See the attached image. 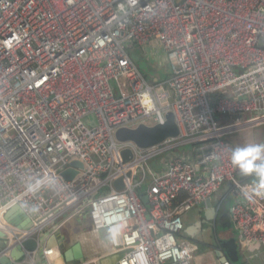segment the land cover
Segmentation results:
<instances>
[{"label": "built area", "instance_id": "obj_1", "mask_svg": "<svg viewBox=\"0 0 264 264\" xmlns=\"http://www.w3.org/2000/svg\"><path fill=\"white\" fill-rule=\"evenodd\" d=\"M152 42L169 75L149 81L129 50ZM167 112L177 136L146 148L116 139L117 129L162 124ZM261 125L264 0H0L6 248L27 238L39 246L47 228L81 214L106 230L117 264H194L195 244L177 239L182 215L224 182L237 195L229 218L241 240L264 245V197H244L252 183L231 164L226 138ZM185 146L193 147L189 157L177 152ZM68 167L77 173L67 180ZM45 175L56 178L55 189L26 193L31 179ZM14 205L26 227L5 220Z\"/></svg>", "mask_w": 264, "mask_h": 264}, {"label": "crops", "instance_id": "obj_2", "mask_svg": "<svg viewBox=\"0 0 264 264\" xmlns=\"http://www.w3.org/2000/svg\"><path fill=\"white\" fill-rule=\"evenodd\" d=\"M138 48L134 50L133 58L146 77L150 76L152 80L162 79L159 78L160 67L157 66V63L160 64V58L162 60L163 58L166 60V58L159 43L152 42L149 46L139 48L140 50ZM140 56L144 57L140 58ZM149 59H152L150 66ZM164 71V77L169 75L167 69ZM229 139L235 143L236 147L249 143H259L264 140V127L262 131L235 133ZM177 152L189 157L192 148L186 153ZM151 166L156 171H161L156 163H151ZM203 172L205 173L204 170ZM246 179L252 184L255 182L253 176H246ZM236 198L237 195L233 186L229 182H224L211 195L210 206L201 207L198 204L182 215L183 230L178 234L177 239L180 243L192 242L195 244L194 251L198 252L196 257H193L194 264H215L216 260L223 259L221 253L232 264H264V245L243 242L238 231L230 222L228 214L225 213ZM25 220V215L19 214L14 215L9 223L23 228L28 225L24 222ZM3 233L0 230V236ZM52 235L56 237L57 246L52 247L53 253L45 257L43 251L49 248L47 241ZM39 241V246L30 254L31 260L28 257L25 258V255L18 260H13L9 256L10 250L18 245L16 243L9 244L7 248L5 246L0 248V256L5 255L9 258L4 264L10 262L12 264H72L94 257L101 258L115 254L111 250L106 230H95L92 227L91 219L81 214L62 222L56 231L47 228L45 234L40 236ZM2 243L3 239L0 237V247Z\"/></svg>", "mask_w": 264, "mask_h": 264}, {"label": "water", "instance_id": "obj_3", "mask_svg": "<svg viewBox=\"0 0 264 264\" xmlns=\"http://www.w3.org/2000/svg\"><path fill=\"white\" fill-rule=\"evenodd\" d=\"M178 135V127L177 124L174 120V116L171 112H167L165 114V121L162 124H154V125H147L144 123H139L137 126L134 128H119L115 132V137L119 141H132L137 146L141 148H146L150 147L154 144H157L164 140L167 137H175ZM130 153L127 150L122 151V156L124 158V161H126L129 157ZM77 173V170L73 167H68L65 170L61 172V176L64 179H72V177ZM128 175V174H127ZM114 186L118 189L122 188V178H118L114 181ZM201 207L204 205L210 206L211 205V200L208 198L206 201L201 202L199 204ZM225 213L228 214L229 216V209ZM24 216L23 212L21 211L20 207L18 205H14L9 208V210L5 213V220L7 222L11 221V218L14 215H19ZM28 220V219H27ZM231 222V221H230ZM18 228H21L20 226L17 225ZM3 239V243L1 244V247L6 246V241H7V236L6 234H2L0 236ZM38 242L36 241L35 238H27L22 241L21 245H16L15 248L11 249L9 252V256L13 260H18L21 259L24 256V250L28 252H32L36 250L38 247ZM47 246L48 247H56L57 246V240L55 235H52L48 241H47ZM222 254V258L228 260L226 256ZM81 259V258H80ZM119 259V256L117 254L110 255V256H104L101 257L97 260V264H117V261ZM9 260L7 256L2 255L0 256V263L4 264ZM83 260V258L81 259ZM9 264H12L11 262Z\"/></svg>", "mask_w": 264, "mask_h": 264}, {"label": "clouds", "instance_id": "obj_4", "mask_svg": "<svg viewBox=\"0 0 264 264\" xmlns=\"http://www.w3.org/2000/svg\"><path fill=\"white\" fill-rule=\"evenodd\" d=\"M230 161L245 176H253L255 182L245 187L243 195L248 200L264 197V144L249 143L231 150ZM58 181L54 176L45 175L31 179L26 185V193L36 194L42 188L55 189ZM119 231V226L112 229L113 235Z\"/></svg>", "mask_w": 264, "mask_h": 264}, {"label": "rangeland", "instance_id": "obj_5", "mask_svg": "<svg viewBox=\"0 0 264 264\" xmlns=\"http://www.w3.org/2000/svg\"><path fill=\"white\" fill-rule=\"evenodd\" d=\"M131 48H133L132 49V51H131ZM130 48V50H129V52H130V55L133 57V52H134V50L135 49H137L138 47H136V46H134V47H131ZM139 49V48H138ZM140 50V49H139ZM144 56H140V58H143ZM134 59V58H133ZM140 61H142V60H140ZM156 61V60H155ZM159 61H160V64H158L157 63V66L158 67H160V70H159V78H163L164 77V75H165V71L164 70H166L167 69V73L169 72V62L168 61H166V60H164V58H163V60H162V58H160L159 59ZM139 63V62H138ZM152 64V59H149V66ZM147 79L149 80V81H151L152 80V78L149 76V77H147ZM190 148L191 147H187V146H185V147H182V148H180V149H178V151L180 152V153H186V152H188L189 150H190ZM198 252V251H197ZM197 252L196 251H193L192 252V255H193V257H196V254H197Z\"/></svg>", "mask_w": 264, "mask_h": 264}, {"label": "trees", "instance_id": "obj_6", "mask_svg": "<svg viewBox=\"0 0 264 264\" xmlns=\"http://www.w3.org/2000/svg\"><path fill=\"white\" fill-rule=\"evenodd\" d=\"M132 47H134V45L132 46ZM263 127H264V125H261V126H258V127H256V128H253V129H251V130H249L250 132H252V131H257V130H263ZM231 136V135H230ZM230 136H227L226 138H227V140L229 141V142H231L232 143V145H233V147L235 148L236 147V145H235V143H233V141H231L230 139H229V137ZM192 147V146H191ZM193 148V147H192ZM72 165H74L75 167H77V168H80V166H81V164H80V162H78V161H73L72 163H71Z\"/></svg>", "mask_w": 264, "mask_h": 264}]
</instances>
